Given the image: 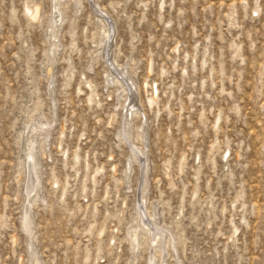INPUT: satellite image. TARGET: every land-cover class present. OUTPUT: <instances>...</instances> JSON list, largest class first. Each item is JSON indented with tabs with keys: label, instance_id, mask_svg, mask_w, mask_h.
Listing matches in <instances>:
<instances>
[{
	"label": "rangeland",
	"instance_id": "obj_1",
	"mask_svg": "<svg viewBox=\"0 0 264 264\" xmlns=\"http://www.w3.org/2000/svg\"><path fill=\"white\" fill-rule=\"evenodd\" d=\"M75 1L0 0V264H264V0Z\"/></svg>",
	"mask_w": 264,
	"mask_h": 264
},
{
	"label": "bare ground",
	"instance_id": "obj_2",
	"mask_svg": "<svg viewBox=\"0 0 264 264\" xmlns=\"http://www.w3.org/2000/svg\"><path fill=\"white\" fill-rule=\"evenodd\" d=\"M75 2L78 4V7L82 5L81 0H76ZM59 3H60V0H53V4H54V6H53L54 7V9H53L54 10V13H53V20H52L53 21L52 23H53V26H54L53 35H56V33L58 31L57 28L60 27V24H61V21H62V16H61V10H60ZM27 14L30 17V20L36 23L37 21H39L41 19V8L40 7H37L35 9H33V10L28 9L27 10ZM99 18H100L99 20H101L103 22V24L107 25L106 22H105L106 20H105L104 15H100L99 14ZM107 26H109V25H107ZM54 47H55L54 48V52H55L57 45H54ZM120 82H123V81L121 80ZM52 84L54 86V82ZM138 106L139 105H138L137 101L135 99H133V101H130V103L128 104V107H127L126 112H125V120H124V127L125 128L122 127V129H125V132H126V133L123 134L124 137H126V134H127V136L129 137V140H131L130 138H131V133H132V123L134 122V117H136L138 115V111H139ZM48 136H50L49 133H47V137ZM29 144L30 145H29L28 150H27V157H26V160H25V164H26V168L28 170V175H29V179H28L29 182H28L27 190H28V196L30 198V197L33 196V194H36L37 196H39V191H40V188H41V185H42V180H41L42 179L41 178V175H42L41 172H42V170H41V165H40V163H39V161L37 159V155H36L37 154L36 153V146H35L36 145V142L33 139L31 141V143H29ZM131 149H132V145H131ZM132 151H134V149H132ZM136 151H134V153H136ZM140 152L139 153L142 156L145 154V152L142 151V150H140ZM136 155H138V153H136ZM76 159H79L78 153L76 154ZM138 159H140V155H138ZM142 161H146V159H144V158L140 159V163H142ZM131 165H132V162L129 165L130 168L132 167ZM142 165H144V163H142ZM141 189H142V185H141ZM146 190H147V182L145 183V186H143V192L145 193ZM144 196H145V194H144ZM142 197H143V195H142ZM144 200L145 199L142 198V202ZM142 202H141V204H142ZM30 205H31V201L29 203V206ZM139 205H140V203H139ZM142 205H140V209L143 208ZM25 209L26 210H25V212L23 211L24 214L22 215V220H21L22 229H23V231L26 234H28L30 240L31 239L34 240V238H33V233H34L33 216H32L30 207H28V208L25 207ZM139 214H140L139 216H140V222H141L142 226H144V228H146V231L149 232L151 234V236H152V239H151L152 240V244L154 246H156V247H160L163 250V247L162 246H163L164 241H165L164 238H166V234H167L166 233V229L163 228V227H160L156 223L155 220L153 221V223L155 225H157V228H154V226H152V225H151V228H150L149 225H148V224H150V222H148L147 220L145 221L144 214L141 212V210L139 211ZM147 236H148V234H147ZM167 236H168V234H167ZM29 246H30V251H31V259L33 261H35L36 260L37 253H36V251L34 249V244H33V241L32 240H31ZM132 247L136 249L138 247V242L135 241L133 243ZM137 251L138 250H136V252ZM149 264H157V261H156V257L155 256L152 255L150 257ZM162 264H166L165 261Z\"/></svg>",
	"mask_w": 264,
	"mask_h": 264
}]
</instances>
